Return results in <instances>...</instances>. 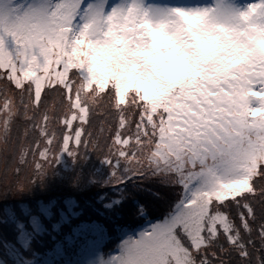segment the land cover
<instances>
[{
  "label": "snow or ice",
  "instance_id": "snow-or-ice-1",
  "mask_svg": "<svg viewBox=\"0 0 264 264\" xmlns=\"http://www.w3.org/2000/svg\"><path fill=\"white\" fill-rule=\"evenodd\" d=\"M0 156V264H264V0H0Z\"/></svg>",
  "mask_w": 264,
  "mask_h": 264
},
{
  "label": "trees",
  "instance_id": "trees-1",
  "mask_svg": "<svg viewBox=\"0 0 264 264\" xmlns=\"http://www.w3.org/2000/svg\"><path fill=\"white\" fill-rule=\"evenodd\" d=\"M51 99L52 97H49L50 101ZM61 158L65 162H61L56 168H52V171L57 172L59 174L68 175L69 173L67 170L73 166V162L67 153H63ZM7 163L8 164L12 163L11 145H10V152L7 158ZM4 166H5V160L2 156H0V173L3 172ZM80 167L83 168L86 174L92 177L102 176L104 178H108L111 173V169L109 165L106 164L103 161V159L98 157L97 154L91 150H89L87 154V159L84 160L80 164ZM48 179L51 181L54 178L48 177ZM94 182L95 181H93V183ZM149 189H151V192L148 191ZM158 189H159V186L156 185L155 183L149 180H140V181H137L136 188H133L131 185H129L128 191L132 193V197H134L135 200H138L144 203H150L152 201V192L157 191ZM102 193H108L109 197H114L118 195L109 187H104V188L92 187L85 192H80V191L73 189L71 186H69L67 182H61L59 179H57V181L55 182L53 191L47 195L48 196H58L62 200L66 198H74L78 202H82L85 199L95 200V197ZM24 203L29 204L30 206L32 202L28 199H25ZM5 204H8L18 210L19 201H17L16 199L12 197H9L7 201L0 200V218L3 217ZM96 207L100 208L101 211H105V209L103 208V205L99 202L96 203ZM133 207L134 205H133L132 199H128L124 201L122 205H120V209L123 212L121 223L128 226L129 229L136 228L137 226H143L144 218L133 215L131 211ZM3 227L4 225L0 223V229H2ZM108 236L109 238L106 239L101 245L100 250L102 253L108 252L110 249L114 247V244L118 242L119 237L117 233H115L114 230L109 229ZM9 238H11V236ZM3 251H4L3 245L2 243H0V256L3 255Z\"/></svg>",
  "mask_w": 264,
  "mask_h": 264
},
{
  "label": "rangeland",
  "instance_id": "rangeland-1",
  "mask_svg": "<svg viewBox=\"0 0 264 264\" xmlns=\"http://www.w3.org/2000/svg\"><path fill=\"white\" fill-rule=\"evenodd\" d=\"M110 2H112V0H110ZM147 2H148V3H152V2H154V0H147ZM155 2H167V0H155ZM197 2L202 3V4H208V3H211L212 0H197ZM236 2H237L238 4L245 5V4H247V3L252 2V0H236ZM61 157H62V155H61ZM61 162H65V161H63L62 158H60V160H59L56 164L53 165V168H56ZM3 214H4V213H3ZM143 226H144V225H143ZM137 231H138V230H136V231H132L131 234H132V235H136ZM100 251H101V250H100ZM101 253H102V252H101Z\"/></svg>",
  "mask_w": 264,
  "mask_h": 264
}]
</instances>
